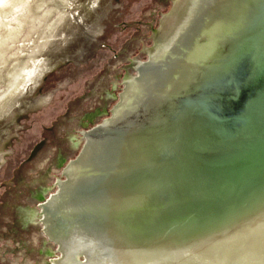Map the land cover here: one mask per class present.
<instances>
[{"label": "water", "instance_id": "water-1", "mask_svg": "<svg viewBox=\"0 0 264 264\" xmlns=\"http://www.w3.org/2000/svg\"><path fill=\"white\" fill-rule=\"evenodd\" d=\"M0 264H264V0H137L0 156Z\"/></svg>", "mask_w": 264, "mask_h": 264}, {"label": "rangeland", "instance_id": "rangeland-1", "mask_svg": "<svg viewBox=\"0 0 264 264\" xmlns=\"http://www.w3.org/2000/svg\"><path fill=\"white\" fill-rule=\"evenodd\" d=\"M136 2L0 4V156Z\"/></svg>", "mask_w": 264, "mask_h": 264}, {"label": "bare ground", "instance_id": "bare-ground-1", "mask_svg": "<svg viewBox=\"0 0 264 264\" xmlns=\"http://www.w3.org/2000/svg\"><path fill=\"white\" fill-rule=\"evenodd\" d=\"M11 1L12 0H0V4L3 3L5 6V5L9 4ZM28 23H30V21ZM0 44H2V42ZM0 47H1V45H0ZM3 56H4V52H0V58H2Z\"/></svg>", "mask_w": 264, "mask_h": 264}]
</instances>
